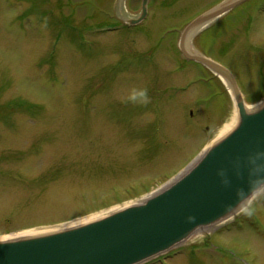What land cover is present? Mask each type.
Wrapping results in <instances>:
<instances>
[{
  "label": "rangeland",
  "instance_id": "rangeland-1",
  "mask_svg": "<svg viewBox=\"0 0 264 264\" xmlns=\"http://www.w3.org/2000/svg\"><path fill=\"white\" fill-rule=\"evenodd\" d=\"M223 1L150 0L130 26L142 0H0V240L137 204L229 131L232 97L179 51L187 24ZM194 46L247 104L264 99V0L241 3ZM146 264H264V190Z\"/></svg>",
  "mask_w": 264,
  "mask_h": 264
},
{
  "label": "water",
  "instance_id": "water-1",
  "mask_svg": "<svg viewBox=\"0 0 264 264\" xmlns=\"http://www.w3.org/2000/svg\"><path fill=\"white\" fill-rule=\"evenodd\" d=\"M149 1L142 0L127 25L145 20ZM246 1L217 4L188 23L179 39L183 58L206 68L232 97L233 127L144 201L53 233L0 241V264H145L237 216L264 190V99L247 104L226 67L189 47Z\"/></svg>",
  "mask_w": 264,
  "mask_h": 264
},
{
  "label": "bare ground",
  "instance_id": "bare-ground-1",
  "mask_svg": "<svg viewBox=\"0 0 264 264\" xmlns=\"http://www.w3.org/2000/svg\"><path fill=\"white\" fill-rule=\"evenodd\" d=\"M233 126H230L228 129L230 130L231 128H232ZM160 191V190H159ZM253 198H255V196L253 197ZM253 198H252V200H253ZM144 200H146V198L145 199H143V200H141V201H144ZM251 200V201H252ZM108 212H106V213H104V214H102L103 216L105 215V214H107ZM101 215V216H102ZM102 216V217H103ZM96 218H100V217H98V216H94L93 218H91V219H85V220H87V221H85V220H83V221H85V222H77V223H74V224H68V225H65V226H62L60 229H62V228H69V227H72V226H77V225H80V224H83V223H86V222H90V221H92V220H94V219H96ZM231 219H228L227 221H225V222H223V223H221V224H224V223H227L228 221H230ZM21 236H23V237H25V236H31V234H25V235H21ZM21 236H13L12 238L13 239H15V238H21ZM11 238V239H12ZM3 240H6V239H1L0 241H3Z\"/></svg>",
  "mask_w": 264,
  "mask_h": 264
}]
</instances>
